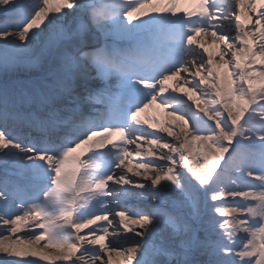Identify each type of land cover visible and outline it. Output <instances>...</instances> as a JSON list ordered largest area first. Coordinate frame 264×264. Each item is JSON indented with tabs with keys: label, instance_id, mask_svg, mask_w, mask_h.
Wrapping results in <instances>:
<instances>
[{
	"label": "snow or ice",
	"instance_id": "6c2138e0",
	"mask_svg": "<svg viewBox=\"0 0 264 264\" xmlns=\"http://www.w3.org/2000/svg\"><path fill=\"white\" fill-rule=\"evenodd\" d=\"M103 4L0 0V264H264V0Z\"/></svg>",
	"mask_w": 264,
	"mask_h": 264
},
{
	"label": "bare ground",
	"instance_id": "6f19581e",
	"mask_svg": "<svg viewBox=\"0 0 264 264\" xmlns=\"http://www.w3.org/2000/svg\"><path fill=\"white\" fill-rule=\"evenodd\" d=\"M26 2H27V0H25V3ZM97 2L99 4L100 10H103V8L101 7V5L103 4V0H97ZM0 20H3V21L4 20H7V21L10 20L11 21V24L14 23V21L11 18H5V16L3 15L2 12H0ZM3 21H1V22H3ZM205 39L207 41L206 46H211L212 45L213 37L209 34ZM216 43L219 44V41H216ZM221 47L222 48L223 47H226V45H221ZM178 95H183V94L182 93H178ZM149 112L151 114L155 115L157 117V119H159L161 121L167 119V117L164 115V110H161V109H158V108L153 107L152 109L149 110ZM12 130L13 129L11 127H9V131H12ZM169 140H173L174 141V137L169 138ZM145 150H146V144H145ZM131 159H133V163H138L141 158H135L134 155H133V157H131ZM151 159H155V157H151ZM0 175H2V172H0ZM129 205H134L135 208L141 207V205H139L138 202L135 201V200L129 201ZM127 235L129 237L131 236V234H127ZM13 239H15V238L13 237ZM109 239H111V237H109ZM43 251H44V254L51 256L50 255V252L51 251L52 252H55V253H58L59 250H57V249H46V250L43 249ZM0 255H3V254L0 253ZM34 259L39 260L38 257H35ZM39 264H52V262H50V261H39ZM55 264H61V262L56 261Z\"/></svg>",
	"mask_w": 264,
	"mask_h": 264
},
{
	"label": "rangeland",
	"instance_id": "374dc122",
	"mask_svg": "<svg viewBox=\"0 0 264 264\" xmlns=\"http://www.w3.org/2000/svg\"><path fill=\"white\" fill-rule=\"evenodd\" d=\"M189 147L192 148L193 152H196L198 149V145H195V144H190Z\"/></svg>",
	"mask_w": 264,
	"mask_h": 264
}]
</instances>
